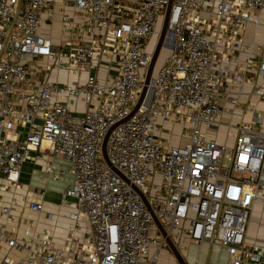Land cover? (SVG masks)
<instances>
[{"label": "built area", "instance_id": "built-area-1", "mask_svg": "<svg viewBox=\"0 0 264 264\" xmlns=\"http://www.w3.org/2000/svg\"><path fill=\"white\" fill-rule=\"evenodd\" d=\"M69 2L94 36L70 44L59 59L36 33L44 0H0V187L21 189L25 160L40 162L45 180L71 178L59 202L69 208L60 245L49 227L17 233L5 219L10 205L0 204V264H157L166 242L155 235L150 212L169 238L176 230L197 244L217 245L227 252L226 264H264V242L245 243L252 206L264 212V114L248 103L235 110L248 94L264 102V54L254 51L264 0H171L168 54L129 116L167 0ZM104 57L113 73L99 80ZM52 68L82 75V82L44 79ZM244 114L251 118L243 121ZM221 117L228 119L224 140L199 129L216 132ZM233 117L239 123L230 124ZM157 119L190 124L186 141L160 140ZM19 125L26 126L20 142L11 136ZM111 126L104 151L113 169L101 153ZM37 148L39 154L30 155ZM27 207L43 211L38 200Z\"/></svg>", "mask_w": 264, "mask_h": 264}, {"label": "crops", "instance_id": "crops-1", "mask_svg": "<svg viewBox=\"0 0 264 264\" xmlns=\"http://www.w3.org/2000/svg\"><path fill=\"white\" fill-rule=\"evenodd\" d=\"M44 6L40 11V22L36 33L45 39H48L55 50L59 52V59H64L68 50L69 45L78 42H87L94 36L89 35L86 27L80 24L81 17L76 10L71 6L69 0H44ZM70 17L73 20V27L69 28L63 25V19ZM250 28V26H247ZM247 29V28H246ZM244 41H246V30L244 33ZM254 44L259 47L256 48V52H262L264 54V32L260 37L259 42L255 41ZM107 61L104 57L101 59L100 64L103 61ZM38 62L45 63V59H40ZM163 62V61H162ZM161 62V63H162ZM107 63V62H106ZM112 65L108 66L107 70L109 73H113ZM106 70V71H107ZM105 71V72H106ZM99 73L98 77L101 80L105 74ZM44 79L57 81L62 83H73L82 82V75H71L64 72L61 69L52 68L45 74ZM252 85L249 83L244 84V90L250 92ZM247 95L246 97H251ZM244 97V98H246ZM224 118L225 117H221ZM220 118V120H221ZM161 125V132L157 134L160 140L168 139L171 145H180L186 141V136H179L178 138L173 135V127L178 123L162 122L157 119ZM181 126V124H180ZM204 133L205 130L202 126L199 127ZM218 129V128H217ZM15 133H11V136L18 142L22 141L26 126L19 125L15 127ZM217 131H214V135L206 137H214L217 139ZM206 135V134H205ZM183 141L181 142V140ZM218 141H221L217 139ZM40 147H44L41 143ZM30 155L39 154V148L29 151ZM48 157V156H47ZM54 162L60 167H65V164L61 159L55 158ZM45 174L42 171L40 162H32L31 160H25L21 163L19 169L18 180L21 183V189L18 191H12L10 189H1L0 187V204L10 205V213L5 216L10 225H14L17 233H21L23 227L34 228L36 230H45L47 227L51 228L53 242L56 245H60L65 237V226L67 224L66 215L68 213V206L65 204L60 205L62 190L71 181L69 175L64 174L62 176H50L45 180ZM2 175L0 174V184ZM38 200L43 204V211L37 213L29 210L27 207L28 202ZM259 215L258 221L255 224L252 216L254 212ZM47 212H53L55 217L52 220H47L45 215ZM186 223L182 224V228L186 227ZM249 225H255L257 231L251 232L247 228ZM254 227V229H255ZM245 232V243L246 245L261 244L264 242V212L261 211L259 205H253L249 216ZM157 237H162L158 229L155 233ZM170 240L178 250L179 255L185 264H226L227 252L225 249L218 247L217 245L210 244L207 242L197 244L187 235L182 234L178 236V231H173L170 234ZM4 245L0 244V256ZM152 250V248H151ZM13 253V252H11ZM177 263L173 255L171 254L167 245L161 246L157 251V264H173Z\"/></svg>", "mask_w": 264, "mask_h": 264}, {"label": "rangeland", "instance_id": "rangeland-1", "mask_svg": "<svg viewBox=\"0 0 264 264\" xmlns=\"http://www.w3.org/2000/svg\"><path fill=\"white\" fill-rule=\"evenodd\" d=\"M259 21H260V23L264 24V13L260 16ZM160 24H161V20L158 22V24H157V26L155 28V31H154L151 39L149 40V42L147 44V49L149 51L152 49L153 45L156 42V39H157V36H158V33H159V29H160ZM250 32H251V28L247 27V29H246V41L247 42L250 40V34H251ZM263 32H264L263 27L262 26H259L257 28V32H256V36H255L256 37L255 38V41L256 42H259L260 37L262 36ZM164 43L165 44H163L160 47L159 51H158V54H157V57L155 59L154 66H153V69H152L151 77H153L156 69L158 68V66L160 65V63L166 58V56L168 54L169 48H168L167 44L170 43L169 35H167L165 37ZM255 50H256V47H254V51ZM39 65H42V63L39 62ZM40 68L43 69L42 66H40ZM107 68H108V65L105 63V61H103L100 64V66H99V73L100 74L101 73L103 74L107 70ZM247 103L250 104V105H253L258 110V114H260V115L262 113L264 114V102L258 100L254 96L246 97V98L242 97L239 105L236 106V109L235 110L236 111H241L242 110V107H244L245 104H247ZM79 108H80L79 106L78 107H74V109H79ZM248 118H251V117L248 114H244L243 117H242V120L243 121H246V120H248ZM239 120H240V118L233 117V119L231 121H229V122H230V124L234 125L236 123H239ZM220 122H221V124L218 126L216 136H217V139H219V140H222L223 139L224 140V137H225L227 128L224 126L223 123H227L228 122V119L221 118ZM178 124L179 125H177V124L174 125L173 132H172L173 135L176 136L177 138L179 136H181V137L184 136V132L186 131L185 128H190V124H188V123H184L181 126H180V123H178ZM261 127L264 128V115L262 116V125H261ZM232 132H233V130L231 129L229 131V135H228V138H227V146H229V147L233 143V137L231 136V133ZM205 134H206V136H211V135H214V131L208 128ZM182 141H183V139L181 140V142ZM223 163L226 164L227 163V160L224 159L223 160ZM258 211L259 210H257L256 212H254V214L252 216V219H253L254 223L256 221H258V219H259V215L257 214ZM255 224H257V223H255ZM248 227L249 228H247V229L250 230L251 232H254L255 233L257 231L255 225L254 226L253 225H249ZM254 227H255V229H254Z\"/></svg>", "mask_w": 264, "mask_h": 264}, {"label": "water", "instance_id": "water-1", "mask_svg": "<svg viewBox=\"0 0 264 264\" xmlns=\"http://www.w3.org/2000/svg\"><path fill=\"white\" fill-rule=\"evenodd\" d=\"M170 3H171V0H167V3L165 5L164 11H163V15H162V18H161V24H160L159 33H158V36H157L155 44L153 45L152 49L150 50V59H149V62L147 64L146 69H145L144 74H143L142 88H141L140 93L138 95V99H137L136 103L134 104V106L132 107V109L130 110L128 116L131 115L136 110V108L138 107L139 103L141 102L143 96L146 93H149V91H150L149 85H150V82H151V74H152V69H153V66H154L155 59L157 57V54H158V51H159L160 47L163 44H165L164 43L165 37L167 35H169L168 30H167V19H168V12H169ZM167 46L169 48L170 43L167 44ZM128 116H126L124 119H126ZM112 127L113 126H111L108 129V131L106 132V134L103 137V140L101 142V153H102L104 161L109 166H110V164H109V162H108V160H107V158L105 156L104 144H105V140H106L107 134H108L109 130ZM110 167L112 168V166H110ZM146 207L148 208V206H146ZM150 214H151V218H152L153 222L155 223V225H156L159 233L161 234V236L164 238V240L166 242V245L169 248V250H170L171 254L173 255V257L175 258L176 262L178 264H185L183 262V260L181 259L178 250L175 248V246L171 242L170 238L165 234V231L163 230L162 226L158 222L156 216L152 212H150Z\"/></svg>", "mask_w": 264, "mask_h": 264}]
</instances>
